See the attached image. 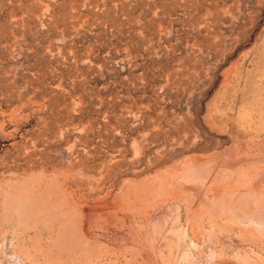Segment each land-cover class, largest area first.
<instances>
[{
	"label": "rangeland",
	"instance_id": "rangeland-1",
	"mask_svg": "<svg viewBox=\"0 0 264 264\" xmlns=\"http://www.w3.org/2000/svg\"><path fill=\"white\" fill-rule=\"evenodd\" d=\"M0 264H264V0H0Z\"/></svg>",
	"mask_w": 264,
	"mask_h": 264
}]
</instances>
